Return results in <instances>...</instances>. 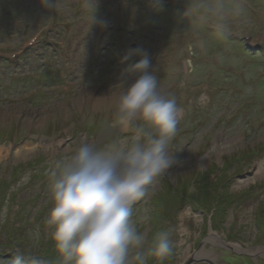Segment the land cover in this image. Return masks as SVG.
I'll list each match as a JSON object with an SVG mask.
<instances>
[{"label": "rangeland", "instance_id": "rangeland-1", "mask_svg": "<svg viewBox=\"0 0 264 264\" xmlns=\"http://www.w3.org/2000/svg\"><path fill=\"white\" fill-rule=\"evenodd\" d=\"M237 3L236 37L221 38L192 13L228 0H0V264H62L45 223L49 169L81 141L104 146L133 50L183 111L177 163L132 208L147 242H173L145 264H185L212 231L264 246V0ZM210 242L225 264H255Z\"/></svg>", "mask_w": 264, "mask_h": 264}, {"label": "clouds", "instance_id": "clouds-1", "mask_svg": "<svg viewBox=\"0 0 264 264\" xmlns=\"http://www.w3.org/2000/svg\"><path fill=\"white\" fill-rule=\"evenodd\" d=\"M241 12L237 0H228L215 10L202 8L192 14L218 37L227 38L231 18ZM133 53L141 58L126 69L131 79L117 94L104 146L81 141L49 169L53 207L45 223L62 264H145L146 255L163 261L173 252L170 231L158 232L149 243L131 218L133 205L177 163L168 145L183 111L158 86L147 53ZM13 264H23L22 258Z\"/></svg>", "mask_w": 264, "mask_h": 264}, {"label": "water", "instance_id": "water-1", "mask_svg": "<svg viewBox=\"0 0 264 264\" xmlns=\"http://www.w3.org/2000/svg\"><path fill=\"white\" fill-rule=\"evenodd\" d=\"M211 234H212V232H211ZM208 243H210L209 236L207 238H205V240H203L201 242V244H200V246L198 248L199 251L198 252L196 251L192 255V257L185 264H198V263H204V262H208L209 264H217V263H214L212 260H209V259H207V258L204 257L205 255L206 256L209 255L211 257L214 256L212 252H209L206 249V245ZM222 246L227 247V248L233 250V252H236V253H239V254H242V255H247V256L254 255L252 253V251H251L252 250L251 248L243 247V245H241V244H232V243L226 242L224 239L222 240ZM235 248H237V249H235ZM256 248L259 250V252H257V254H260V255H263L264 256V247H256ZM15 253L16 252H13V254H15ZM0 255L3 256L2 254H0ZM21 258L25 262H27L29 260V259H26V258H23V257H21ZM34 259L38 260L40 263L42 262L41 264H45L44 261L41 258H33L32 260H34ZM219 264H225V263L224 262H220Z\"/></svg>", "mask_w": 264, "mask_h": 264}, {"label": "flooded vegetation", "instance_id": "flooded-vegetation-1", "mask_svg": "<svg viewBox=\"0 0 264 264\" xmlns=\"http://www.w3.org/2000/svg\"><path fill=\"white\" fill-rule=\"evenodd\" d=\"M212 232H214V233H216L215 231H212ZM203 240H205V239H203ZM227 242V241H226ZM210 243H212V242H210ZM209 244V243H208ZM214 246H220L221 245V247H217V248H224V249H222V250H228V251H231V249H229V248H227V247H224V246H222V244H218V245H216V244H213ZM212 245V246H213ZM243 247H246V246H244L243 245ZM256 247H264V246H250V247H246V248H251L252 250L251 251H253V252H255V253H253L254 255H252V256H247V255H242V254H239V253H236V252H234L235 254H237V256H239V257H243V256H245V258L247 259L246 261H248L249 259L250 260H252L255 264H257V262H258V260L260 259V258H264V256L263 255H260V254H257V252H259V250L256 248ZM235 249H237V248H235ZM239 249V248H238ZM240 250V249H239ZM241 251V250H240ZM232 252H233V250H232ZM216 253V252H215ZM213 253V257H211V256H209V255H205L204 257L205 258H207V259H209V260H212L214 263H217V264H219L220 262H224L223 261V259L220 257V253ZM202 264H209L208 262H204V263H202Z\"/></svg>", "mask_w": 264, "mask_h": 264}, {"label": "bare ground", "instance_id": "bare-ground-1", "mask_svg": "<svg viewBox=\"0 0 264 264\" xmlns=\"http://www.w3.org/2000/svg\"><path fill=\"white\" fill-rule=\"evenodd\" d=\"M210 240L214 241V242H221L222 243V238L219 235H217V234H213L212 233V237H210Z\"/></svg>", "mask_w": 264, "mask_h": 264}, {"label": "trees", "instance_id": "trees-1", "mask_svg": "<svg viewBox=\"0 0 264 264\" xmlns=\"http://www.w3.org/2000/svg\"><path fill=\"white\" fill-rule=\"evenodd\" d=\"M203 182V181H202ZM206 183V182H205ZM207 184V183H206ZM206 184H204V187H206L207 185ZM204 187H202V185H201V187L200 188H204ZM207 187H209V186H207ZM210 187H212V184H210ZM215 188V187H214ZM213 191H214V189H213ZM212 191V192H213ZM216 191V190H215ZM204 192V191H203ZM208 193H209V195H207V194H205L206 196H209V198L211 197L212 198V193H211V188H210V190L208 191ZM210 198V199H211Z\"/></svg>", "mask_w": 264, "mask_h": 264}]
</instances>
